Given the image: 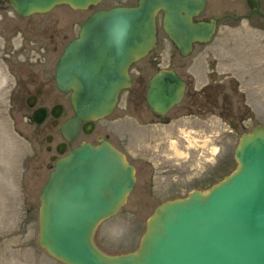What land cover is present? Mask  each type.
<instances>
[{
    "label": "water",
    "instance_id": "95a60500",
    "mask_svg": "<svg viewBox=\"0 0 264 264\" xmlns=\"http://www.w3.org/2000/svg\"><path fill=\"white\" fill-rule=\"evenodd\" d=\"M101 0H7L21 16L61 4L87 9ZM259 12L258 0H247ZM205 0H138L132 6L97 10L65 47L55 71L58 88L70 92L76 117L107 116L131 83L130 65L156 45V17L182 56L207 42L215 20L194 21ZM184 82L160 70L148 82L151 108L166 113L177 104ZM236 168L206 191L160 203L149 216L137 248L108 254L94 241L97 226L117 214L132 192L135 170L109 142L82 143L57 158L39 196L38 245L63 264H264V125L241 134Z\"/></svg>",
    "mask_w": 264,
    "mask_h": 264
},
{
    "label": "rangeland",
    "instance_id": "374dc122",
    "mask_svg": "<svg viewBox=\"0 0 264 264\" xmlns=\"http://www.w3.org/2000/svg\"><path fill=\"white\" fill-rule=\"evenodd\" d=\"M258 1L260 13L246 0H207V7L197 18L217 19V29L210 41L194 44L183 57L157 17L156 45L149 57H158L161 67L170 64L195 87L213 85V99L216 92L221 93L222 106L218 103L217 108H209L213 114L207 116L173 112L167 123L144 127L150 132L147 140L129 137L126 156L136 168L137 180L117 214L103 220L95 230L94 241L102 251H133L148 217L161 202L186 197L192 190L206 191L221 181L236 168L234 149L241 134L257 124L264 125V0ZM135 3L101 0L81 12L58 5L55 11L59 19L51 36H70L73 23L94 9ZM0 5V18L18 20L31 38L14 27L7 36L11 45H23L36 56L38 45L43 52L49 50L44 30L48 16L36 13L16 17L6 0H0ZM3 36L0 34V264H63L38 245L39 196L50 169L31 125L21 116L22 109L14 105L12 77L2 53ZM128 122L139 130L134 117L129 115Z\"/></svg>",
    "mask_w": 264,
    "mask_h": 264
},
{
    "label": "flooded vegetation",
    "instance_id": "af4514ba",
    "mask_svg": "<svg viewBox=\"0 0 264 264\" xmlns=\"http://www.w3.org/2000/svg\"><path fill=\"white\" fill-rule=\"evenodd\" d=\"M2 7L3 6L0 5V11L3 9ZM9 7L16 17L31 16H21L15 12L11 5H9ZM92 7L95 6H89L87 9ZM206 7L207 0H205L202 11H204ZM55 8L56 6L47 12L39 13L48 16L45 21L44 30L48 37L49 50L43 52L41 47L34 41L38 45V52H34L37 56L32 55L33 53L30 51H25L23 45L21 47H15L8 42V39L11 37L7 39V36H10L12 28L15 27L17 28V32L21 31L28 35L27 27L18 22V20L17 22H12L4 21L2 16L0 18V34L4 35L2 53L4 58L8 61L7 69L12 77L11 90L14 93L13 102L16 107L22 109L20 112L22 118L26 123L31 125L34 140L43 149L48 159L46 162L47 168L50 169L57 158L68 153L82 143L98 145L104 141L109 142L113 147L122 152L127 160L126 148L129 144V137L141 136L144 141L150 137V132L143 130L144 127H150L152 129L156 124L167 123L166 119L173 112L179 115L189 114L193 116H207L208 114H213V111L209 108H217L218 103L222 106L221 93L216 92L215 100L213 99V92L215 91L211 90L213 85L203 84L199 87L193 86L186 78L182 77L175 68L171 67L170 64L166 67H161L158 57H149L150 51L147 55L130 65L129 74L131 83L127 88L120 91L117 103L110 114L99 119L81 120L79 126L74 131L64 133V124L75 118L76 114L70 102V92H64L57 86L55 78L57 65L66 45L71 40L78 37L83 22L95 11L107 8L92 10L82 19H77L73 23V33L70 36L68 34H61L57 35L56 38L55 36H51L50 33L55 26L54 22L59 19V14L55 11ZM87 9L76 10L81 12ZM257 13H260V10ZM157 17L162 19L161 11ZM197 17L198 16L194 18V21H210L214 19L212 17L208 19H198ZM214 20L216 31L218 24L217 19ZM29 39L31 38L29 37ZM53 49L56 50L53 51ZM160 70L174 71L184 82V91L181 100L164 114L155 112L147 100L148 82L150 78ZM123 93H125L123 102L122 105L119 106L118 103ZM218 98H220L219 102ZM129 115L135 118L139 130H135L131 127V122H128ZM195 129L201 130L202 128L196 126ZM134 170L136 174L135 166Z\"/></svg>",
    "mask_w": 264,
    "mask_h": 264
}]
</instances>
